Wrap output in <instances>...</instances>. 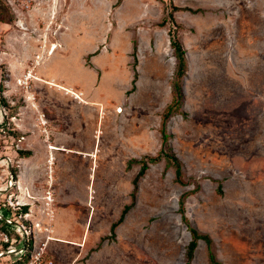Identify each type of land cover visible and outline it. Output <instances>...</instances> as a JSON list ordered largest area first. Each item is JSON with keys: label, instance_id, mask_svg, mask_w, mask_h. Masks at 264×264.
<instances>
[{"label": "rangeland", "instance_id": "obj_1", "mask_svg": "<svg viewBox=\"0 0 264 264\" xmlns=\"http://www.w3.org/2000/svg\"><path fill=\"white\" fill-rule=\"evenodd\" d=\"M37 2L40 9L56 7L55 33L85 28L87 44L113 40L114 79L121 87H116L117 100L112 103L118 117L113 125L118 149L114 156L102 158L98 168L93 166V189L73 191L83 197L62 191L55 198L52 191L51 200L47 194L42 200L50 219L55 208L65 210L62 222L74 225L69 227L77 236L63 241L52 235L48 242L45 228L34 226L37 233L29 229L28 249L32 244L36 252L46 245V255L55 264H186L190 229H196L210 239L220 264H264V0H20L18 7L27 13L22 18L0 2V215L12 218L20 203L17 176L32 161L19 158L22 138H15V119L24 101L32 99V89L31 79L24 78L30 68L25 73V68L13 69V79L10 63L18 64L22 49H29L33 41L28 11ZM252 12L261 13V19L251 26L250 35V19L244 15ZM233 15L235 22H229ZM178 21L184 25L182 31ZM47 27L42 20L44 34ZM170 31L187 47L188 71L180 80L183 97L167 122V152L181 163L182 183L177 182L173 161L161 154V127L176 79L167 73L177 61L167 46ZM149 61L164 65L166 77L152 83L144 71ZM127 64L144 71L142 92L136 96L125 86L132 73ZM151 90L155 98L146 97ZM31 114L26 111L27 119ZM159 155L161 159L150 163ZM144 158L149 168L139 181L135 204L113 236L112 225L133 203V180L141 168H128L127 162ZM83 160L84 165L65 168L69 179L91 173L92 165ZM24 171L28 182L33 175ZM11 175L14 180L9 182ZM181 199L186 220L180 213ZM69 204L75 206L63 209ZM18 235L0 220V264H28L16 253ZM192 264H211L204 240L198 241Z\"/></svg>", "mask_w": 264, "mask_h": 264}, {"label": "crops", "instance_id": "obj_2", "mask_svg": "<svg viewBox=\"0 0 264 264\" xmlns=\"http://www.w3.org/2000/svg\"><path fill=\"white\" fill-rule=\"evenodd\" d=\"M18 1L20 0H0L4 5L7 3L12 6L15 17L20 18L22 15L26 16L27 13L18 7ZM38 3L33 9L29 5L31 9L28 11L29 24L35 30V36H32L33 41L30 43L29 49H22L18 64L10 63L13 79H15L13 69L22 67L25 68L23 70L25 73L26 69L30 68L31 74L33 73L29 78L32 90L31 93H28L32 99L28 100L27 98L24 101V105L19 108L18 118L15 119V138L17 141L22 138L19 148L21 151L31 153L28 157L18 155L21 162L32 160L31 166L26 167V170L28 174L33 175L28 182L24 179L21 187L19 181L22 176L24 177L22 168L17 176L18 200L20 202L18 210L24 215L23 223L33 230L32 232L37 233L33 227L39 225L41 230L45 228L43 238L48 242L52 241V235H58L63 238L61 240L66 241V239H73L77 236L69 227L75 226L62 222L61 215L65 210L60 212V208H55L54 213H56L50 219L45 212V201L42 202V200L48 192L52 191L56 198L62 191L71 195L75 194L73 191L77 192L82 188H86L87 191L93 189L90 186L91 182L97 178L96 173L93 174V166L98 168L102 158L114 156L118 149V133L113 127L118 117L112 103L117 100L114 93H116V87L117 89L121 87V83L114 79L117 67L114 58H116L117 52L113 40L106 45L102 41L99 46L94 45L93 41L87 44L85 34L88 31L85 28H68L67 31L60 29L61 31L55 33L53 23L56 16L57 19L59 16L55 10L56 7L50 8V10L40 9ZM45 3L47 4V2ZM244 17L246 20L250 19L246 33L251 35L253 34L251 26L259 22L261 13L252 12ZM235 18L233 15L229 22H235ZM42 20L46 21L48 26L45 34L41 28ZM225 20L223 19V21ZM51 21H53L52 24ZM229 22L227 21L226 25H229ZM178 24L179 31H182L184 25L180 22ZM54 34H56L55 39L52 38ZM54 45H58L55 51H53ZM182 45L186 50L187 47L184 46V43ZM167 46L169 50L173 51L175 57L168 34ZM153 56L155 59L156 55ZM177 65L178 61L167 72L164 65L149 61V65L144 71L153 83L166 77L167 73H173L175 76ZM126 67H130L132 73L129 74L130 83L125 86H130L131 95L136 96L142 92L140 82L143 70L138 65L135 68L133 65L127 64ZM136 72L138 77L133 90ZM33 77L35 79H32ZM20 79L22 80V78ZM115 83L117 84L115 85ZM112 85L115 91H112ZM10 92L11 89L8 94ZM145 95L155 98L152 90ZM25 96L27 97V95ZM26 111L32 113L31 119H27ZM43 122L45 123L43 124ZM84 158L88 159L89 165H92L91 173L75 176L73 179L75 182H73L72 179H69L70 173L65 168L74 163L84 165ZM106 163L111 164V158L109 160L107 158ZM48 170H52V173ZM79 179L85 182L79 181L78 183ZM87 180L88 183H86ZM89 193L87 194L89 195ZM75 195L83 197V194L80 193ZM81 200L78 202L80 205L84 202V199ZM25 206L29 208L27 213L22 212V208ZM74 206V204H69L67 208L63 209H70ZM82 227L86 229L85 225ZM35 238H37L36 235Z\"/></svg>", "mask_w": 264, "mask_h": 264}, {"label": "trees", "instance_id": "obj_3", "mask_svg": "<svg viewBox=\"0 0 264 264\" xmlns=\"http://www.w3.org/2000/svg\"><path fill=\"white\" fill-rule=\"evenodd\" d=\"M174 9L180 10V8H178V7H175ZM163 26H164V24H163ZM169 35H170L171 47L174 50V54H175V57L178 61V65H177V71L175 73L176 79L173 82L174 98H173L172 103L167 107L166 113H165L164 118H163L162 127H161V134H162L161 154H164L165 156H167V158H169L173 161V163L175 164V167H176L175 172H176L177 182L182 183V166H181V163L175 155H172V154L167 152V143H168L167 142V138H168L167 122H168L169 118L172 116V113L174 112V110L180 105V99H182V97H183V92H182V87L180 85V80L186 75V72H187L186 50L184 49L182 43L180 42L178 37L174 34V32L172 33L170 31ZM135 68H136V65H135ZM137 77H138V74L136 72L135 73V80L133 83V85H134L133 90L135 89V83H136ZM18 154L22 157H28L31 155L30 152L21 151V150L18 151ZM159 159H161V155H159L157 158H150V163H155ZM146 160H147V158L140 159V160L132 159L128 162V168H130L133 164H139L141 166V168H140V171L138 172L136 178L133 180V186H134L133 190L134 191H132V194H131V198L133 200V203L131 205H126L124 207L119 221L112 225L111 234L113 236H115V230L118 227V225L121 224L125 220L126 215L129 213V211L132 209V207L135 204L136 191L138 190L139 181L146 174V171L149 168V164L147 163ZM217 192L220 195L223 194L221 186L218 187ZM185 197H186V195H183L182 199ZM182 199L180 201V213L182 214L183 220H186L185 212H184L185 211V209H184L185 202ZM28 209L29 208L27 206H25L22 208V212L27 213ZM190 233H191L192 239H191V242L189 243V246L187 248L186 264H192V260L194 258V253L198 247V241L199 240H204L208 245L210 263L211 264H220L216 260L215 255L212 252L210 239L205 235L199 234L196 229H190Z\"/></svg>", "mask_w": 264, "mask_h": 264}, {"label": "built area", "instance_id": "obj_4", "mask_svg": "<svg viewBox=\"0 0 264 264\" xmlns=\"http://www.w3.org/2000/svg\"><path fill=\"white\" fill-rule=\"evenodd\" d=\"M3 131V126L0 127V132ZM14 180V176L11 175L9 182ZM52 193H47V200H51ZM18 210V207H17ZM11 218V219H10ZM0 220L3 222L4 225L7 227L14 228L15 232L21 236L20 239V247L16 249V253L19 254L22 259L25 257L28 259V264H55V262L46 255V245L43 247H40L38 251L34 252L32 249V244L30 250L28 249V234L31 235L32 241V233L29 231V228L26 227V225L23 223L24 215L19 213V210L14 213L13 218L12 217H6L5 215H0ZM39 225H37L38 227ZM18 235V236H19ZM5 242L7 243L9 241L7 235H5ZM16 242V240H14ZM22 246V247H21ZM9 253H13V251H10Z\"/></svg>", "mask_w": 264, "mask_h": 264}, {"label": "bare ground", "instance_id": "obj_5", "mask_svg": "<svg viewBox=\"0 0 264 264\" xmlns=\"http://www.w3.org/2000/svg\"><path fill=\"white\" fill-rule=\"evenodd\" d=\"M51 13V12H50ZM21 27H22V25H21ZM23 28V27H22ZM58 46V45H57ZM57 46H53V51H55V49L57 48ZM50 55V54H49ZM188 55V54H187ZM43 58V57H42ZM192 59V58H191ZM193 62V61H192ZM33 70V69H32ZM33 74V73H32ZM31 74V72L28 74V75H26L25 76V79L26 80H29V78H30V76L32 75ZM8 86H10L9 84H8ZM24 169H26L25 167H23V171H24ZM25 172V171H24ZM23 175V174H22ZM23 181H24V177L22 176L21 178H20V181H19V185H20V187H21V184L23 183ZM28 195V194H27ZM35 214V213H34Z\"/></svg>", "mask_w": 264, "mask_h": 264}]
</instances>
